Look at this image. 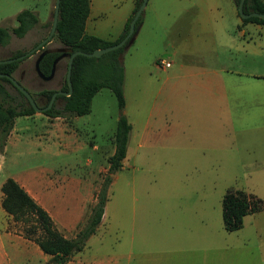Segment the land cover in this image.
<instances>
[{
	"label": "rangeland",
	"instance_id": "374dc122",
	"mask_svg": "<svg viewBox=\"0 0 264 264\" xmlns=\"http://www.w3.org/2000/svg\"><path fill=\"white\" fill-rule=\"evenodd\" d=\"M107 1L115 3L113 10L129 3ZM206 1L147 0L140 15L143 27L121 56L122 111L113 93L103 88L92 98L89 114L54 118L35 113L14 119L0 152V186L7 178L24 181L55 228L70 239L86 223L102 188L120 115L132 126L126 157L107 189L102 222L83 251L73 256L74 264H264V211L245 216L234 232L225 231L222 223V199L228 190L264 201V103L253 99L264 95V83L227 86L228 96L244 95L246 100L230 102L228 113L220 116L216 105L189 100L200 97L199 91L164 83L165 72L155 66L173 61L174 30L188 17L205 16ZM54 2L0 0V27H16L15 17L23 10L36 13L39 20L23 38L11 35L0 46V60L29 51L48 35ZM177 17L180 24L169 29ZM245 29L238 39L255 42L259 55L232 49V54L224 52V63L264 76V27L257 31L247 24ZM45 48L61 45L52 40ZM37 55L23 60L13 77L44 107L46 100L38 93L61 88L66 59L56 66L54 78L44 82L34 71ZM54 104L60 109L63 100ZM3 213L0 207V230L6 224L16 234L19 224ZM49 259L23 238H5L0 249V264H50Z\"/></svg>",
	"mask_w": 264,
	"mask_h": 264
},
{
	"label": "trees",
	"instance_id": "16d2710c",
	"mask_svg": "<svg viewBox=\"0 0 264 264\" xmlns=\"http://www.w3.org/2000/svg\"><path fill=\"white\" fill-rule=\"evenodd\" d=\"M237 7L239 0H233ZM142 0H137L132 14L127 19L123 31L115 41L103 40L99 37L85 33V25L89 16V0H60L58 23L54 40L68 52V57L76 52L92 53L94 50L114 45L121 41L128 33L129 24L139 8ZM244 13L257 12L264 14V0H245ZM239 16V15H238ZM16 27H0V46L8 44L11 35L23 38L28 31L39 24L36 13L23 10L15 17ZM242 23H252L264 26V21L258 18L241 19ZM48 23V27H51ZM141 24L140 17L135 23L137 29ZM50 41V42H51ZM38 44V43H37ZM35 44V46L37 45ZM123 48L108 52L95 58H87L78 55L74 58L71 68L70 81L72 93L68 97L57 96L62 99L60 109L53 107L43 113L47 117L57 118L63 114L82 116L89 114L92 98L103 88L110 90L117 101L120 111L124 109L125 99L123 95L124 69L122 66ZM26 52H17L9 58H16ZM57 52L46 53L39 62V70L42 75L49 76L54 60L59 56ZM26 59V58H25ZM23 59V60H25ZM22 60V61H23ZM67 60L65 65L64 81L59 91L66 92ZM22 61L10 64H0V74H13ZM20 83V80H17ZM12 88L26 102V107L18 103L9 91ZM54 90H42L38 95L45 98L47 105ZM35 114L25 97L5 77L0 78V152L3 150L6 140L17 117H30ZM131 125L126 117L121 114L114 135V153L108 158V170L102 183V188L96 196L90 215L73 238H66L56 228L53 219L48 212L39 205L15 180L7 178L1 185L3 211L11 217L13 223L19 224L16 234L24 240L35 244L39 250L48 256L50 264H67L73 256L83 251L87 240L95 234L101 224L105 204L108 200L107 189L112 182V175L120 170L122 161L126 157ZM264 211V201L242 190H228L222 199V223L225 231L234 232L242 227L243 218L249 214Z\"/></svg>",
	"mask_w": 264,
	"mask_h": 264
},
{
	"label": "crops",
	"instance_id": "0c3cea01",
	"mask_svg": "<svg viewBox=\"0 0 264 264\" xmlns=\"http://www.w3.org/2000/svg\"><path fill=\"white\" fill-rule=\"evenodd\" d=\"M116 1L122 2L124 0ZM126 1H129L128 5H125L120 10H113L115 3L107 0H89L90 11L85 25V33L103 40L115 41L122 33L137 0ZM205 5V16L188 17L184 19L182 24H180L181 18L177 17L173 24L170 25L169 29H173L180 24L177 26L176 31L174 30L177 33L173 36L172 42L174 50L173 61L166 60L171 64L168 69L160 68L157 64L155 66L158 70L165 72L164 83H173L171 86L173 89L177 87L175 84L179 83L180 85L182 83L189 93L199 91L200 97H190L189 100H199L216 105L214 107L215 110L220 116H224V114L228 113L230 102L246 100L244 95L239 97L228 96L225 92L227 86L244 84L257 87L260 86V83H264V76H260V74L251 71H240L237 68L227 66L224 63L226 55L224 52L232 54L229 51L233 49L242 52L244 56H258L260 51L257 48L255 49V42L249 41L246 43L238 38L240 36L244 37L247 24L254 26L257 31L262 30L264 26L242 23L233 0H207ZM153 9H155V5ZM143 24L139 27L135 39L140 33ZM182 31L183 33L185 32L183 37H181ZM194 60L197 62L193 63ZM177 61L176 70L168 72ZM253 99L258 100V103H264V95L258 94ZM16 182L30 195V191L24 181L17 180ZM1 201L2 193H0V207ZM42 207L47 211L44 206ZM3 214L4 216L6 215L5 212ZM48 214L50 215L49 212ZM2 229L3 232L0 230V249L3 248V240L5 238H22L18 234L8 232L6 224L3 225ZM73 259L74 257L67 264H74ZM76 263L80 264L79 261Z\"/></svg>",
	"mask_w": 264,
	"mask_h": 264
},
{
	"label": "water",
	"instance_id": "95a60500",
	"mask_svg": "<svg viewBox=\"0 0 264 264\" xmlns=\"http://www.w3.org/2000/svg\"><path fill=\"white\" fill-rule=\"evenodd\" d=\"M244 1L245 0H239L238 5H237V12H238L240 19L245 20V19H249V18H258V19L264 21V14L257 13V12L244 13V11H243ZM146 3H147V0H142L139 8L135 12V14H134V16H133V18L129 24V30H128L127 35L121 41H119L118 43L111 45L109 47L94 50L92 53H84L81 51H76L68 57V52L65 49L58 48V49H54V50H49V49L45 48V46L51 41L52 37L55 35L56 27H57V23H58L60 0H55L54 9H53V16H52V23H51V27H50V31H49L48 35L44 39H42L36 46H34L32 49H30L29 51H27L23 55L18 56L16 58L0 60V64H10V63L15 62V61H22L23 59L30 57L34 53H39L35 62H34V71H35V73L39 79H41L44 82H49L55 76L56 66H57L58 62L61 59L68 58V60H67V71H66V83L68 85V90L66 92L59 91V90L55 91L51 95V97H50V99H49V101L45 107H38L34 98L32 97V95L20 83H18V81L14 77L9 76V75L0 74V78H3V77L7 78L12 83V85L25 97V99L28 101L30 106L34 109L35 113H45L46 111L50 110L53 107L57 96L68 97L72 93V85H71V81H70V75H71L72 63H73V60L76 56L82 55V56H85L87 58H92V57L98 58L105 53L117 50V49L122 48V47L130 46L133 43V41L136 37L137 31H138L135 28V23L138 20V18L140 17L142 11L144 10ZM51 51L61 53V54L54 60V62L52 64V69H51L50 75L44 76L41 74V72L39 70V62L46 53L51 52Z\"/></svg>",
	"mask_w": 264,
	"mask_h": 264
},
{
	"label": "built area",
	"instance_id": "2783aa9c",
	"mask_svg": "<svg viewBox=\"0 0 264 264\" xmlns=\"http://www.w3.org/2000/svg\"><path fill=\"white\" fill-rule=\"evenodd\" d=\"M158 67L160 68H164V69H168L170 68L171 64L170 62L166 61V60H161L157 63Z\"/></svg>",
	"mask_w": 264,
	"mask_h": 264
},
{
	"label": "flooded vegetation",
	"instance_id": "af4514ba",
	"mask_svg": "<svg viewBox=\"0 0 264 264\" xmlns=\"http://www.w3.org/2000/svg\"><path fill=\"white\" fill-rule=\"evenodd\" d=\"M34 54H35V53H34ZM37 54H39V53H37ZM58 54H61V53H58ZM32 55H33V54H32ZM37 56H38V55H37ZM64 59H67V58H64ZM61 60H62V59H61ZM61 60H60V61H61ZM60 61H59V62H60ZM59 62H58V63H59ZM57 65H58V64H57Z\"/></svg>",
	"mask_w": 264,
	"mask_h": 264
}]
</instances>
